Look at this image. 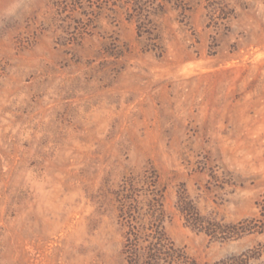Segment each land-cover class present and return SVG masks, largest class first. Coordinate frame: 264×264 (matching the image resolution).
I'll return each instance as SVG.
<instances>
[{
	"label": "rangeland",
	"instance_id": "374dc122",
	"mask_svg": "<svg viewBox=\"0 0 264 264\" xmlns=\"http://www.w3.org/2000/svg\"><path fill=\"white\" fill-rule=\"evenodd\" d=\"M131 238L264 264V0H0V264Z\"/></svg>",
	"mask_w": 264,
	"mask_h": 264
},
{
	"label": "trees",
	"instance_id": "16d2710c",
	"mask_svg": "<svg viewBox=\"0 0 264 264\" xmlns=\"http://www.w3.org/2000/svg\"><path fill=\"white\" fill-rule=\"evenodd\" d=\"M182 211H185L187 213L191 212L192 216H198V212H196V208L193 206L192 203L190 202H185L184 206H181ZM197 221V220H196ZM195 223V222H193ZM207 232H210V230H206ZM130 248V249H129ZM160 248L157 246L156 243H152L151 246L149 247L148 254L151 256L153 253L158 251ZM129 250V259H128V264H140L139 259H138V252L135 244H133V239L131 238V241L128 242L127 245V251Z\"/></svg>",
	"mask_w": 264,
	"mask_h": 264
}]
</instances>
